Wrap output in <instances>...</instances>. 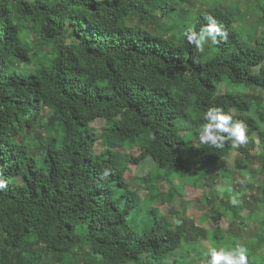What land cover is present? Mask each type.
I'll return each instance as SVG.
<instances>
[{
    "label": "trees",
    "instance_id": "16d2710c",
    "mask_svg": "<svg viewBox=\"0 0 264 264\" xmlns=\"http://www.w3.org/2000/svg\"><path fill=\"white\" fill-rule=\"evenodd\" d=\"M187 3L0 0V169L8 182L0 190V264H64L79 257L86 264H169L170 258L184 264L182 242L190 232L145 208L125 171L149 157L170 184L177 177L195 184L208 178L236 150L230 142L223 150L195 143L210 107L243 120L252 148L261 134L258 153L241 149L264 170V98L220 94L226 83L264 92V32H247L238 7L225 11L215 4L190 20L180 9ZM258 10L264 19V0ZM159 12L170 20V36L127 25L129 19L151 25ZM207 15L229 38L209 41L199 53L183 33L199 31ZM33 34L37 44L29 40ZM16 63L37 67L21 71ZM44 110L51 115L37 136L42 165H34L25 137ZM98 119L107 125L102 133L91 126ZM101 137L139 147L141 154H97ZM260 190L264 203V178ZM236 208V215L243 212L241 202ZM228 215L212 216L213 239H222L220 223ZM86 246L88 254L76 253ZM258 263L249 253V264Z\"/></svg>",
    "mask_w": 264,
    "mask_h": 264
},
{
    "label": "rangeland",
    "instance_id": "374dc122",
    "mask_svg": "<svg viewBox=\"0 0 264 264\" xmlns=\"http://www.w3.org/2000/svg\"><path fill=\"white\" fill-rule=\"evenodd\" d=\"M188 3L181 6V11L185 17L190 13V20H196L199 13L218 4L228 11L232 8H239L242 14L244 26L247 32L259 35L264 32V19L260 13V0H186ZM237 9V8H236ZM170 20L163 19L161 12L155 15L153 24L143 25L138 19H129L127 25L134 28H147L149 32L157 36H170ZM29 40L32 44H37L35 35H31ZM49 52L50 50L47 49ZM49 54V53H48ZM47 54V55H48ZM44 50L37 59L43 58ZM49 57H46L48 59ZM40 64V63H39ZM16 67L21 71H34L37 67L35 63H16ZM241 93L245 96H256L264 98V92L258 89L242 90L229 84L220 87V94L227 92ZM50 111L44 110L41 118L36 123L33 122L28 136L25 137L31 145L32 159L34 165H42L43 153L38 143L37 136L45 134L44 124L47 123ZM254 117L255 114L253 113ZM98 133L107 130L105 120L98 119L91 125ZM264 132V127H262ZM257 146L252 148L248 142L246 146L240 147L223 156V165L212 172L204 181L194 183V178L174 179V184H170L160 179L155 162L151 158H146L140 163H133L125 171V178L131 189L138 193L142 200L148 205L158 209L163 216L176 227L182 226L186 232H190L188 238H184L182 247L185 258L184 264H204L205 253L209 247H223L233 249L237 245H243L249 249V253L259 260L261 264L264 260V203L262 201L261 185L264 178L262 163L258 157L250 156L243 152L241 148L250 149L253 154L260 151L259 144L262 141L261 134L255 135ZM199 144V139L194 140ZM248 148V149H247ZM97 154L109 152L111 156H126L128 158L138 157L141 154L139 147L129 148L125 143L113 142L106 137H101L94 146ZM223 153V152H221ZM142 179V180H141ZM174 185V188L172 187ZM179 191L175 192L176 190ZM241 193V195L238 194ZM172 196H171V195ZM233 197L239 199L243 205V212L236 215V205L231 203ZM218 212H229V215L221 221L222 233L215 240V222L212 219ZM179 221V223H177ZM249 221V224L245 225ZM140 228V224L138 225ZM196 229L202 233L198 234ZM238 238H237V237ZM83 247L76 253L90 252L89 248ZM41 246L39 247V250ZM201 254L203 258L200 257ZM51 260L52 253H46ZM91 258L92 256L89 255ZM88 257L89 261L92 259ZM183 262V260H182ZM64 264H86L84 257L76 260H69ZM169 264H174V258H170Z\"/></svg>",
    "mask_w": 264,
    "mask_h": 264
},
{
    "label": "clouds",
    "instance_id": "9594fccd",
    "mask_svg": "<svg viewBox=\"0 0 264 264\" xmlns=\"http://www.w3.org/2000/svg\"><path fill=\"white\" fill-rule=\"evenodd\" d=\"M205 19L207 24L199 31L188 28L183 33L188 43L199 53H204L209 41L217 44L221 41L227 42L229 38V32L217 22L214 16L207 15ZM203 120L205 122L198 129L200 144L217 150H223L229 142L233 149H239L248 144V125L243 120H234L233 116L225 113L223 108L210 107L204 114ZM108 174L104 173V175ZM7 187L8 182L3 178V170L0 169V190H5ZM231 203L238 205L240 201L233 197ZM205 256L207 258L204 264H249V249L243 245H237L230 250L212 246L208 248Z\"/></svg>",
    "mask_w": 264,
    "mask_h": 264
}]
</instances>
